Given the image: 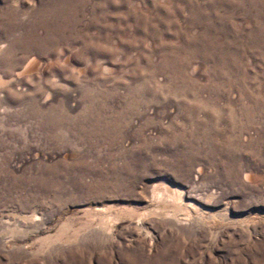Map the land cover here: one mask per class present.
<instances>
[{
    "label": "rangeland",
    "instance_id": "obj_1",
    "mask_svg": "<svg viewBox=\"0 0 264 264\" xmlns=\"http://www.w3.org/2000/svg\"><path fill=\"white\" fill-rule=\"evenodd\" d=\"M0 264H264V0H0Z\"/></svg>",
    "mask_w": 264,
    "mask_h": 264
}]
</instances>
